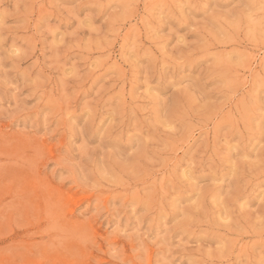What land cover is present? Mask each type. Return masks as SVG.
Listing matches in <instances>:
<instances>
[{
    "label": "clouds",
    "instance_id": "obj_1",
    "mask_svg": "<svg viewBox=\"0 0 264 264\" xmlns=\"http://www.w3.org/2000/svg\"><path fill=\"white\" fill-rule=\"evenodd\" d=\"M80 249L264 264V0H0V264Z\"/></svg>",
    "mask_w": 264,
    "mask_h": 264
},
{
    "label": "rangeland",
    "instance_id": "obj_2",
    "mask_svg": "<svg viewBox=\"0 0 264 264\" xmlns=\"http://www.w3.org/2000/svg\"><path fill=\"white\" fill-rule=\"evenodd\" d=\"M21 144H22V142H18L17 147H20ZM52 151H53V147L51 145L48 146V152L51 154ZM15 174L18 175L22 179V182L24 183L26 188L31 189V190H35L37 196L41 195V193L39 191V183H38V180L35 176L27 173L26 171H24L22 169L21 170H15ZM45 194H51V190H49V192L45 193ZM68 195L66 193L65 194H59L58 193L57 198H63L67 204L72 205V206H74L80 200L85 199V197L82 195H71V194H68ZM71 198H72V200H71ZM76 198L78 199V201ZM78 247L79 246L76 245L75 242L69 244L70 250H76V249H78ZM80 253L84 257V259L81 261V264H88L90 259H95L97 261V264H104L103 259L99 256L98 253L89 252V251L82 250V249H80ZM61 264H64V262L62 261Z\"/></svg>",
    "mask_w": 264,
    "mask_h": 264
},
{
    "label": "bare ground",
    "instance_id": "obj_3",
    "mask_svg": "<svg viewBox=\"0 0 264 264\" xmlns=\"http://www.w3.org/2000/svg\"><path fill=\"white\" fill-rule=\"evenodd\" d=\"M68 195V194H67ZM62 196V195H61ZM64 196V195H63ZM69 196V195H68ZM73 198V197H72ZM72 198H71V200H72ZM77 199V198H76ZM77 201H78V199H77Z\"/></svg>",
    "mask_w": 264,
    "mask_h": 264
}]
</instances>
